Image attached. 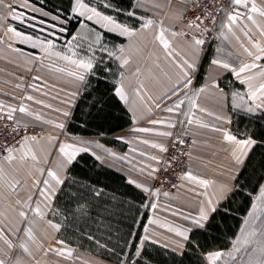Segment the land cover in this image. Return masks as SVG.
<instances>
[{"label":"crops","instance_id":"crops-1","mask_svg":"<svg viewBox=\"0 0 264 264\" xmlns=\"http://www.w3.org/2000/svg\"><path fill=\"white\" fill-rule=\"evenodd\" d=\"M27 2L36 6L29 0ZM135 3L136 0H134ZM255 3L258 7H264V0H255ZM142 5L138 10L140 14L137 15H143L158 22L163 21L166 27L177 32H184L178 13L189 6V3H186L185 0H142ZM14 11L23 12L26 16H29L32 12L24 7H17ZM255 18L259 28L247 20L241 22L247 25L246 30L250 31L252 40L264 47V36L261 35V31L264 30V18L258 15ZM9 20L11 21L9 25L0 32V104L5 106L0 110V115L6 114L10 107L18 108L23 103L32 115H25L17 111L14 114L15 118L23 124L38 128L40 135L36 136L37 140L35 142L29 143L31 149L29 157L35 154L39 161L38 164L30 158L21 164L19 160L20 153H15L17 159L12 164H9L4 158L0 159V166L3 167L5 173L4 179L0 180V213H2L0 221L6 227H11L13 222L19 220L12 211L16 208L18 199L24 201L31 195L34 201L32 207L36 206L35 201L42 199L38 188L43 187V185L38 186L35 181L47 178V169H55L56 163L61 159L58 151L59 143L73 142L69 139L72 134L67 133L66 129L61 130L55 127V125L65 123L67 126L84 85L77 81L74 76L69 75L70 72L79 71L74 65L54 55L51 57L46 56L39 48H33L30 43H21L19 38L9 32L8 29L13 27L24 35H30L34 39L38 38L42 41L49 38L33 31L24 30L19 25V23L24 24V22L20 20L12 18ZM157 31L158 29L154 25L143 33H137L131 40L120 37L123 41L118 45L122 44L126 48L123 55L129 61L127 65L122 66L121 61L112 57L117 62L121 72L125 74L124 88L128 101L125 103L118 97L116 98L127 111L131 125L106 137L108 142L97 136H75L90 143V150L87 154L91 155L99 165L122 175L127 184L146 197L145 202L140 207L147 212V216L142 225L136 247L139 246L140 238L148 235L149 240L144 242L143 247L150 243L181 254L186 250L188 243L178 236L175 231L169 229L187 227L188 222L183 217L185 215H195L201 202L208 197L215 199L213 196L215 184L233 183V177L242 171L251 152L250 150L248 156L244 158L242 166L237 165L232 156L235 146L224 140L221 132L212 129L221 127L236 135L238 139L245 138L251 134L243 128L244 123L240 124V119L248 122L257 115L264 114V110L250 114L245 112L243 108H232L231 93L233 91L247 92L248 86L246 84L241 85L234 74L211 64V60L217 57L234 62L233 66L236 68H239L240 62H252V58L241 47V44H243L244 47L252 49V44L248 37L244 36L243 32L237 28L239 41L229 35L227 40L217 37L214 41L202 46L203 52L198 62V71L194 77L193 86L200 88L207 85L208 87L206 91L200 93L197 97V107L189 111L187 102L182 106V110L188 113V118L192 119L193 122L188 124L184 116L177 117L175 113L163 111L162 109L170 105L172 100L164 99L161 101L159 97L170 87L168 77H171L174 82L178 70L171 65L170 61L165 59L162 46L155 39ZM165 37L170 41L175 52L180 54L176 57L177 60L180 57L189 60L192 58V39L180 35L172 36L171 32L165 33ZM56 44L57 48L54 51H62L64 54H68L65 49L59 46L57 41ZM14 49H20V51L17 52ZM217 49H220L219 53H217ZM252 50L255 51V49ZM206 51L210 54V58L204 71L199 75L201 62ZM77 52L81 57L92 55L87 50L86 42L82 48L77 49ZM117 55L120 54L117 53ZM258 63L264 66V60ZM57 69H63V71H57ZM260 71L261 68H256L242 75L255 76L256 79L253 84L258 87L261 83H264V76L259 75ZM165 73H167V77ZM33 77H39L40 79L34 80ZM213 83L218 84L219 87L213 88ZM141 84L143 88L140 87ZM17 85H20V87H17ZM33 85H36L37 88L34 89ZM220 89H223V92ZM137 90H139V95H137ZM28 95H31L33 100L24 99ZM172 99L174 100L175 97ZM37 101L40 103H37ZM156 103H160V108L155 106ZM200 109L204 110L201 111ZM65 111H69L71 115L65 117L63 115ZM36 116H39L40 119L37 120ZM217 116L230 119L231 123L218 120L216 119ZM153 120L164 121V123L152 124L151 121ZM48 121L51 123H48ZM179 121H184V123L181 124ZM169 122H175L177 126L169 128L167 127ZM201 125H207V127ZM137 128H148L151 131H134ZM163 131L172 132V134L184 132L190 136L191 146L187 154L186 169L179 175L175 188L172 191L158 190V195L151 196L149 193L144 192L143 188H138L136 185L141 184L144 187H149L154 192L157 191V189L152 188L149 173L151 168L159 167V165L150 157H161L163 153L151 147V144L158 143L167 147L172 136L165 137L157 134ZM145 140L149 143L142 142ZM96 144L102 147L97 148ZM109 152L112 155H109ZM141 153H144V155H141ZM96 156H100L102 159L97 160ZM38 168L45 169L43 176L36 171ZM188 171H191L199 179L215 183L205 188L197 182L182 179ZM62 175L67 177V173H62ZM17 181L22 182L24 186L20 187L18 185L14 191L10 185L16 184ZM129 181H133V183ZM165 193L168 195L165 196ZM244 193L248 196L249 194L254 196L258 194V190L252 193L244 190ZM153 203L156 204L154 209L151 207ZM51 209L43 220L29 213V219L36 220L34 227L36 242L30 244L31 256L24 254L19 247L9 251L3 240H0V249H4L13 261L19 258L21 264H124V261L118 263L105 259L95 252L65 241L61 236L62 215L55 207V199L51 203ZM57 210L58 214H54ZM245 214L240 216L241 221L235 229V233L238 232ZM49 220L59 224L60 230L53 229L48 224ZM149 221L155 222L149 223ZM27 226L26 223L23 224V227ZM145 227L148 228L147 233L144 232ZM232 237L226 238L229 244L225 248L230 247ZM12 238L18 245L19 241L15 240L14 235ZM59 241L64 243L61 244ZM51 249H71L73 254L71 257L57 255ZM134 253L132 262L140 257L135 256ZM203 255L204 253H202V257Z\"/></svg>","mask_w":264,"mask_h":264},{"label":"snow or ice","instance_id":"snow-or-ice-1","mask_svg":"<svg viewBox=\"0 0 264 264\" xmlns=\"http://www.w3.org/2000/svg\"><path fill=\"white\" fill-rule=\"evenodd\" d=\"M2 2V0H0ZM186 3L193 5V10L197 11V14L193 19H190L187 23L189 29L194 30L193 32H177L174 29H170L163 24V21H156L152 18H146L143 15H137L138 10L143 6L142 0H136L133 5L129 3L127 9H124L120 5V0H97V3H93L92 0H68V7L62 13L58 15H51V13L43 11V9H36L34 11L41 13L43 17H51L55 24H48L44 19H37L35 16H26L23 12L13 11L11 18L15 20H20L21 22L32 21L29 23V27H37L39 25V31L45 32L48 29V35L51 37L46 40L34 39L30 35H24L15 28L9 27L8 31L12 32L16 37L19 38L21 43H30L33 48H39L46 56H56L62 60L68 61L70 64L74 65L79 71L70 72L69 75L75 77L77 81L81 84L88 83V76H97V79L102 78L97 74L96 69L99 65L103 63V58L101 57L97 60L95 52L99 50L102 53H107L109 57H115L117 60L121 61V65H127L128 59L123 55L126 51L124 45H113L112 48L107 47L105 40L109 34H115L117 37H126L131 40L132 37L136 36L137 33H143L144 31L152 28L156 25L158 31L155 35V39L159 41L162 46L164 57L166 60L171 62V65L175 67L178 71L176 72V79L173 82L171 77H168V83L170 87L167 88L159 100H172L170 105H167L162 110L168 113H175L177 117L184 116L188 124H191L192 119L188 118V113L182 110V106L189 105V111L192 108L197 107L196 99L200 93L206 91L207 85L195 88L193 86L194 77L198 71V62L200 60L201 54L203 52V47L206 44V39L211 36L213 31L218 28V38L228 39L229 35L234 37L237 41L240 37L237 35V28L239 31L243 32L244 36L248 37L250 43L252 44V49L244 47L243 51L252 58L251 63L240 62L239 68L233 66L234 62H229L227 59H221L219 57L211 60L212 65H216L227 72L235 75L236 79L240 81L241 85H247V92L233 91L231 93V106L232 108H243L247 113H256L257 111L264 110V83H261L258 87L254 86L253 81L256 79L253 75L243 76L242 74L250 72L252 69L261 68L259 73L260 76H264V66L259 64V61L264 60V47H262L258 42L252 40L250 31L246 30L247 25L241 21L247 20L251 24H257L256 16L264 18V7H258L255 0H224V3L215 6V11H209L206 7L202 6L201 0H185ZM27 4V0H25ZM12 8L13 6H7ZM187 9L181 10L178 13L179 18H183L186 14ZM211 21L212 27H209L205 22ZM74 27H70L73 25ZM138 25V27H137ZM171 32L172 36H188L191 35L192 43V58L189 60L185 57H180L179 60L176 59L179 53H176L172 48V45L168 39L165 37V33ZM196 33H200L198 36ZM261 35L264 36V30L261 31ZM64 41V48L68 54H64L62 51H54L57 48L56 41ZM87 43L88 52L92 55L79 56L77 49L82 48ZM14 51L19 52L20 49H14ZM220 49H217L219 53ZM119 53L120 55H117ZM159 67V65H157ZM57 71H63V69H57ZM110 71V69L105 66L100 69V72ZM137 71H139L137 69ZM167 77V73H165ZM34 80H39V77H33ZM125 74L120 73V79L115 81L114 84V95L118 97L121 101L127 103L128 96L124 88ZM20 87V85H17ZM34 89L37 88L36 85L32 86ZM143 88V85H140ZM213 88H218L219 85L216 83L212 84ZM223 92V89H220ZM139 90H137V95H139ZM175 97L173 100L172 98ZM24 99L31 101L33 97L31 95L26 96ZM37 103H40L37 101ZM96 103H100L97 100ZM155 106L160 108V103H156ZM5 106L0 104V110ZM203 111L204 109H200ZM19 111L22 114L31 116L32 113L28 110L27 106L21 103L18 108L10 107L6 114L0 115V121H7L11 123H3L0 125V135L6 134L5 144L3 145L4 150V160L9 164H12L16 159L15 153H20L19 160L21 164L25 163L29 158L34 163H39L35 154L29 157L31 149L29 147L30 142H35L37 140L36 136H29L27 134L28 125L21 123V121L15 118V113ZM65 117H69L71 113L69 111L63 112ZM37 120L40 119L39 116L35 117ZM216 119L223 120L225 123H231L230 119H226L222 116H217ZM48 123H51L48 121ZM152 124L164 123V121H151ZM183 124L184 121H179ZM177 123L169 122L167 127L175 128ZM207 127V125H201ZM55 127L65 130L66 124L59 123ZM213 131H218L223 134L224 140L233 144L235 147L232 151V156L235 159L237 165L242 166L244 164V158L248 156L250 150L254 147L264 148V132L260 134V138L256 139L253 135H247L245 138L238 139L236 135L230 133L227 129L221 127H214ZM134 131L139 132H149L151 129L148 128H137ZM160 136L171 137L172 132L163 131L157 133ZM19 137V139H16ZM16 139L15 145H9L7 139ZM73 142H61L59 143V153L61 159L56 163L55 169H47V178L35 181L36 185L42 184L43 187H39V195L42 198L39 201H35L36 206L32 207L33 197L29 195L27 200L16 201V208L12 211L19 218L18 222H13L11 227H6L3 222L0 221V240H3L9 251L15 250L17 247L28 256H31L30 244L36 242V236L34 234V227L36 225L35 219H29V213H32L34 217L41 220L51 211V203L56 198L57 193L61 191V186L65 185L66 179L68 177L62 175V173H67L70 171V166L73 162L77 160V157L81 153H87L90 150V143L80 137L72 135L69 137ZM147 144L148 141H142ZM178 144H183L182 139L176 141ZM97 148L102 147L99 144L95 145ZM151 147L158 149L161 153L168 152V148L163 144L153 143ZM108 151V150H105ZM95 155V153H93ZM109 155L112 153L109 152ZM144 155V153H141ZM97 160H101L100 156H96ZM151 160L155 161L157 165H163L165 170L171 167V162H165L161 157L151 156ZM176 159V157H173ZM41 176L44 175L45 169H36ZM160 171L159 167L151 168L149 173L153 179L157 177L153 174ZM242 172H238L233 177V183L226 184L220 183L215 184V190L212 197H208L205 201L201 202L199 210L195 215H185L183 218L188 222L187 227L169 229L170 231H175L178 236H180L185 242L194 246L201 247L198 236L210 233L212 230H219V224L216 222L217 217L222 220L227 219L231 214V204L232 199L241 194L244 185L240 183L239 177ZM5 173L2 166H0V180L4 179ZM182 179H187L189 181H194L207 188L215 182L199 179L194 176L191 171H188ZM133 183V181H129ZM72 183H76L74 180ZM23 187V183L17 181L16 184L10 185L15 191L17 186ZM138 188H143L144 192L149 193L151 196L158 195L157 191H152L149 187H144L141 184L136 185ZM257 195L250 196V207L247 210L242 224L237 233H235L230 240V247L225 249H213L204 252L202 264H264V176L259 178L257 183ZM95 196L100 195V191L94 190ZM69 196H75V193H67ZM165 196L168 194L165 193ZM83 209L84 205L80 206ZM151 207L156 208V204L153 203ZM58 214V210L54 212ZM2 215V213H0ZM155 221H149V223H154ZM27 224V227H23V224ZM48 224L56 231L60 230V225L53 223L51 220ZM144 232H148V228H144ZM22 233V235H21ZM13 235L15 240L19 241L17 245L13 240ZM91 239V237H89ZM149 240L148 235H144L140 238L139 246L136 247L135 256L139 257L141 255V250L143 248L144 242ZM63 244V241H59ZM183 247V245H181ZM55 251L57 255H66L67 257L72 256L71 249H51ZM47 255V253H45ZM0 264H21L19 258L15 261L5 252L4 249H0Z\"/></svg>","mask_w":264,"mask_h":264},{"label":"trees","instance_id":"trees-1","mask_svg":"<svg viewBox=\"0 0 264 264\" xmlns=\"http://www.w3.org/2000/svg\"><path fill=\"white\" fill-rule=\"evenodd\" d=\"M30 1L53 15L62 13L68 7V0ZM92 2L95 4L97 0ZM130 2L134 5V0H120V5L127 9ZM74 26L75 23L70 25ZM122 41V38L109 34L105 43L112 48ZM95 55L97 60L103 58V63L96 69L102 78L88 76V83L83 85L66 131L78 136H97L108 142L106 137L129 127L131 122L127 111L113 94L115 81L121 73L120 67L107 53L97 51ZM209 58L210 54L206 51L199 75L204 71ZM105 66L110 71L100 72ZM97 100L100 103L93 107ZM243 123V128L257 139L264 132V114L257 115L248 122L240 119V124ZM241 172L239 181L245 187L241 194L232 199L231 214L224 220L217 217L219 230L198 236L201 247L188 244L183 253L177 254L147 243L140 257L132 262L147 216V212L140 207L146 197L127 184L122 175L99 165L91 155L83 153L70 166L68 179L55 198V207L62 215L61 236L71 244L118 263L202 264V253L227 247L229 243L226 238L232 237L239 226L240 216L245 214L251 202L244 190L255 192L259 178L264 176V148L254 147L251 150ZM73 180L76 183H72ZM93 189L100 191V195L95 196ZM67 193L76 195L69 196ZM81 205H84L83 209Z\"/></svg>","mask_w":264,"mask_h":264},{"label":"built area","instance_id":"built-area-1","mask_svg":"<svg viewBox=\"0 0 264 264\" xmlns=\"http://www.w3.org/2000/svg\"><path fill=\"white\" fill-rule=\"evenodd\" d=\"M202 6L206 7L209 11L214 12L215 6L221 3H224V0H201ZM197 10H193V5L189 4V8L184 16V23H185V30L184 32H193L194 30L189 29L187 27V23L190 19H193L195 15L197 14ZM209 27H212L211 21L205 22ZM198 36H200V33H196ZM218 35V28L216 31H213L211 36L206 39V44L214 41L217 38ZM189 39L191 38V35L186 36ZM3 123H11L7 121H0V125ZM21 134H27L29 136H38L40 135V130L33 126H28L27 133L21 132ZM6 134L0 135V159L4 158V150L3 145L5 144ZM16 139H19V137H16ZM16 139H7V143L9 145H15ZM178 139H182L184 141L183 144H178L176 141ZM191 146V138L189 135L185 134L184 132L181 133H175L172 135L167 148L168 152L163 153L161 155V158L165 162H171V167L167 168L165 170V167L163 165H159L160 171L158 173H155L154 175L157 177L156 179H153L151 176V185L152 188L157 190H173L177 184V179L179 175L186 169L187 164V154L189 152ZM173 157H176V159H173Z\"/></svg>","mask_w":264,"mask_h":264},{"label":"rangeland","instance_id":"rangeland-1","mask_svg":"<svg viewBox=\"0 0 264 264\" xmlns=\"http://www.w3.org/2000/svg\"><path fill=\"white\" fill-rule=\"evenodd\" d=\"M30 1V0H29ZM31 2V1H30ZM86 2V1H85ZM34 4V3H33ZM13 6L12 8H9L7 6ZM36 5V4H35ZM37 6V5H36ZM36 6H33L31 3L29 4L27 2V4L25 3V0H2V2H0V32H2V29H6V26L9 25V22H11L9 19H11V14H12V11H14L17 7H24L28 10H31V14H29V17L31 16H35L37 17V19H44L47 21L48 24H55L57 23L56 21H53L51 19V17H43L41 15V13L39 12H36L34 11V8L36 9H40V7H36ZM189 6L186 8L188 10ZM42 9V8H41ZM45 11V10H43ZM47 12V11H46ZM187 12V11H186ZM53 15V14H51ZM181 22V26L183 27V29L185 30V23H184V17L180 20ZM29 23H32V21H27V22H24V24H20V27L23 28L24 30H28V31H33L34 33L36 34H39L41 36H44V37H47V38H50V36L48 35V31H51V29H48V31H45V32H41L39 31V25H37V27L33 28V27H29L28 24ZM16 24V22H15ZM18 24V23H17ZM4 31V30H3ZM218 37V35H217ZM57 43L59 44V46L62 48V49H65L64 48V41L62 40H57ZM66 50V49H65ZM172 191V190H170Z\"/></svg>","mask_w":264,"mask_h":264}]
</instances>
